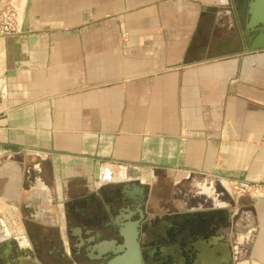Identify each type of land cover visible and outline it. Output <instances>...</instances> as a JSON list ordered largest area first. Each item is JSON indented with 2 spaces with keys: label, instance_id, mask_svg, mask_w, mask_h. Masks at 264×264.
Masks as SVG:
<instances>
[{
  "label": "crops",
  "instance_id": "0c3cea01",
  "mask_svg": "<svg viewBox=\"0 0 264 264\" xmlns=\"http://www.w3.org/2000/svg\"><path fill=\"white\" fill-rule=\"evenodd\" d=\"M18 2L0 39V264H105L94 246L116 251L141 217V246L149 221L214 225L232 264H264V50L243 36L264 0ZM124 167L140 177L104 173Z\"/></svg>",
  "mask_w": 264,
  "mask_h": 264
},
{
  "label": "flooded vegetation",
  "instance_id": "af4514ba",
  "mask_svg": "<svg viewBox=\"0 0 264 264\" xmlns=\"http://www.w3.org/2000/svg\"><path fill=\"white\" fill-rule=\"evenodd\" d=\"M219 237L214 225L183 229L178 221H149L148 264H232L229 245Z\"/></svg>",
  "mask_w": 264,
  "mask_h": 264
},
{
  "label": "water",
  "instance_id": "95a60500",
  "mask_svg": "<svg viewBox=\"0 0 264 264\" xmlns=\"http://www.w3.org/2000/svg\"><path fill=\"white\" fill-rule=\"evenodd\" d=\"M238 16H241V14L238 13ZM241 18H243V16H241ZM244 32L243 36L246 42L247 52L264 50V29H244ZM109 226L111 225L108 224L105 228H108ZM116 226L118 225L116 224ZM133 227L135 230L131 237H127L121 230L118 231V234L122 237L123 241L119 244L116 251L108 250L103 246L105 244L101 242L95 245L94 250H97L99 259L105 262V264H141L142 255L140 256L139 250H142V247L148 248L150 245L148 240H144L142 244L144 246H141V243L138 242L139 233L144 227L143 217H141L139 222H135ZM96 237L99 238L100 234H96ZM110 253L113 254L115 258H111ZM143 264H148V261L143 260Z\"/></svg>",
  "mask_w": 264,
  "mask_h": 264
},
{
  "label": "built area",
  "instance_id": "2783aa9c",
  "mask_svg": "<svg viewBox=\"0 0 264 264\" xmlns=\"http://www.w3.org/2000/svg\"><path fill=\"white\" fill-rule=\"evenodd\" d=\"M19 20V13L14 7L9 5L4 6L0 10V39L19 34L21 30ZM226 182L229 187H233V185L239 186L245 196L255 199L258 198V196H261L262 189L258 185H252L246 182H231L227 180ZM235 196L238 197L240 194Z\"/></svg>",
  "mask_w": 264,
  "mask_h": 264
},
{
  "label": "bare ground",
  "instance_id": "6f19581e",
  "mask_svg": "<svg viewBox=\"0 0 264 264\" xmlns=\"http://www.w3.org/2000/svg\"><path fill=\"white\" fill-rule=\"evenodd\" d=\"M104 173H105V175L110 176L109 178L111 179L112 182H123V181H126L128 179H134V178L140 177V172L135 168L124 167L117 174L109 173V169L106 168L104 170ZM226 183L227 182L225 180H221V182H220V184H222V186H223V184H226ZM6 236H9V232H7V231H5V235L3 236V238H5ZM19 240L21 242L23 241L22 238H20Z\"/></svg>",
  "mask_w": 264,
  "mask_h": 264
},
{
  "label": "rangeland",
  "instance_id": "374dc122",
  "mask_svg": "<svg viewBox=\"0 0 264 264\" xmlns=\"http://www.w3.org/2000/svg\"><path fill=\"white\" fill-rule=\"evenodd\" d=\"M17 0H10L7 4L3 5L2 7H0V10L6 6V5H9V6H12L14 7L17 11H18V5L20 4L19 2L16 3ZM1 3V2H0ZM19 13V12H18ZM20 21V20H19ZM237 187V188H236ZM261 187V186H260ZM262 189V188H261ZM263 190H261L262 192ZM226 193H228L230 196L234 197L235 195L237 194H240V196H245L243 194V192L240 190V187L237 186V185H233V187L230 186L229 190L227 191L226 190Z\"/></svg>",
  "mask_w": 264,
  "mask_h": 264
}]
</instances>
